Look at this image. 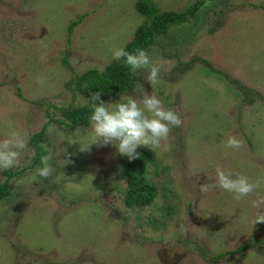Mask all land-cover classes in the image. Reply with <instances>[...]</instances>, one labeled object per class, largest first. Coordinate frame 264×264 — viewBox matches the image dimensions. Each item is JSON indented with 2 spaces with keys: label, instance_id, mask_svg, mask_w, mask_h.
<instances>
[{
  "label": "rangeland",
  "instance_id": "obj_1",
  "mask_svg": "<svg viewBox=\"0 0 264 264\" xmlns=\"http://www.w3.org/2000/svg\"><path fill=\"white\" fill-rule=\"evenodd\" d=\"M153 1L162 12L195 2ZM135 5L0 0V137L14 130L28 144L18 167L0 169L10 191L0 200V264H264V224L254 223L264 212V204L254 207L264 198V0H204L189 25H176L146 51L160 69L157 82L149 84L147 70H138L135 88L125 94H154L183 121L159 148L137 149L154 160L147 161L157 193L149 207L125 205L123 169L130 160L114 146L82 152L57 135L80 129L75 138L91 139L84 138L90 124L73 130L58 123L66 121L61 109L89 103L88 94L67 83L104 70L114 61L110 49L132 42L145 21ZM194 58L210 65L191 64ZM48 115L55 121L46 126ZM44 129L55 169L47 179L35 173L41 159L36 164L30 144ZM229 136L243 146L226 147ZM61 149L71 154L66 165ZM217 167L262 183L237 201L216 186Z\"/></svg>",
  "mask_w": 264,
  "mask_h": 264
},
{
  "label": "clouds",
  "instance_id": "obj_2",
  "mask_svg": "<svg viewBox=\"0 0 264 264\" xmlns=\"http://www.w3.org/2000/svg\"><path fill=\"white\" fill-rule=\"evenodd\" d=\"M110 51L112 59L123 60L134 73L138 70H147L149 84L157 82L160 69L151 61L145 50L137 49L135 52H128L120 47L112 48ZM90 101V128L84 134V138L90 134L91 139L86 144L83 139L75 138L80 133V129L67 135L63 132L57 133L61 141L67 140L69 145L79 144L82 152L89 151L92 145L99 147L111 145L116 148L120 156L134 160L139 157L138 148H159L162 142L168 140L171 129L181 127L183 123L175 111L166 109L156 95L149 94L144 90L139 98L135 95L123 94L118 102L108 104L101 100V93L96 92L92 94ZM54 132H56L55 126L49 129V135ZM242 146V141L236 137L229 136L227 138L226 147L239 149ZM41 147L45 146L41 145ZM27 148L26 138L18 131L13 130L6 136L0 137V169L7 170L18 167L22 153ZM61 152L69 156V159L62 160L66 165L70 162L71 154L67 153V149H61ZM51 159L50 151L48 155L41 158V166L35 170L37 176L47 179L52 175L55 169L49 163ZM233 177L232 172H225L220 167L216 168V186L232 193L233 198L237 201L254 192L262 183L260 180L255 183L250 182L249 178L243 175L237 174L235 178ZM207 190V184L201 185V191ZM260 204H264V198L254 202V207H259ZM254 223L264 224V212L256 214Z\"/></svg>",
  "mask_w": 264,
  "mask_h": 264
},
{
  "label": "trees",
  "instance_id": "obj_3",
  "mask_svg": "<svg viewBox=\"0 0 264 264\" xmlns=\"http://www.w3.org/2000/svg\"><path fill=\"white\" fill-rule=\"evenodd\" d=\"M204 0H195V2L181 12H162L155 5L153 0H136V11L145 18V22L142 23L135 31V36L132 42L125 46V50L128 52H135L137 49H143L147 51L156 42L157 37H163L170 34L171 29L176 25L185 24L195 18L198 12L202 9ZM83 18H78V21L71 23L69 33L72 34L74 28L77 27ZM176 39V35H175ZM69 43L71 40H69ZM201 62L204 66H209V62L194 58L191 64ZM63 64L69 69L70 63L68 57L63 59ZM77 79L69 81L68 87L75 84L77 90L82 93L88 94L89 103L83 107H73L68 113L66 110L61 109L62 114L66 117V121H58V123L70 128L76 129L78 127L87 126L90 124L91 114V96L96 92L101 93V100L105 103L108 99L121 96L130 92L135 88L136 76L134 72L128 67L123 60H114L104 70H89L82 75H76ZM240 90H243L241 85H238ZM264 99V98H263ZM46 126H49L54 118H50ZM31 146L37 152L36 164L39 160L47 155V151L41 145L45 144V129L39 134L34 135L30 140ZM147 161H154L151 154L145 151L137 159L130 160L123 172L127 178V191L125 194V205L128 208L136 207H149L153 204L157 193L154 185H152L147 179ZM12 177L13 173H9ZM10 195L8 183H0V200L6 199ZM248 245L240 247L238 250L233 251L232 254L247 250Z\"/></svg>",
  "mask_w": 264,
  "mask_h": 264
}]
</instances>
